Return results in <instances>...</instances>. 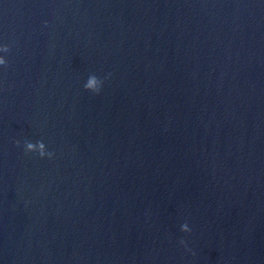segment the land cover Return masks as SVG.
<instances>
[{
    "label": "water",
    "instance_id": "water-1",
    "mask_svg": "<svg viewBox=\"0 0 264 264\" xmlns=\"http://www.w3.org/2000/svg\"><path fill=\"white\" fill-rule=\"evenodd\" d=\"M3 45L0 264H264V0H0Z\"/></svg>",
    "mask_w": 264,
    "mask_h": 264
},
{
    "label": "clouds",
    "instance_id": "clouds-1",
    "mask_svg": "<svg viewBox=\"0 0 264 264\" xmlns=\"http://www.w3.org/2000/svg\"><path fill=\"white\" fill-rule=\"evenodd\" d=\"M9 50V45L0 46V51L8 52ZM7 63V60L3 56H0V65H7ZM102 86L103 81L100 80L97 76L91 75L85 84V89L99 94L102 90ZM16 143L19 144L20 142L17 141ZM25 147L27 152H38L41 158L45 156H47L48 158H52L54 156V153L47 151V147L43 141H38L36 143L27 142ZM181 230L185 233L191 232V228L187 223L181 226ZM181 243L186 245V241L182 240Z\"/></svg>",
    "mask_w": 264,
    "mask_h": 264
}]
</instances>
